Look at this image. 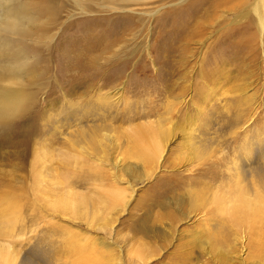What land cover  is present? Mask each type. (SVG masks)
I'll use <instances>...</instances> for the list:
<instances>
[{"label":"rangeland","instance_id":"obj_1","mask_svg":"<svg viewBox=\"0 0 264 264\" xmlns=\"http://www.w3.org/2000/svg\"><path fill=\"white\" fill-rule=\"evenodd\" d=\"M204 1L0 0V86L19 82L29 97L0 126V222L3 198L18 209L0 239L21 256L45 237L63 261L83 241L110 246L117 264H177L207 241L188 179L209 138H231L223 126L238 123L243 140L264 123V34L233 33L257 26L250 9L237 26L233 12L205 14ZM13 14L22 39L5 24ZM17 62L30 70L14 74ZM65 196L76 207L55 212ZM244 238L230 264H264Z\"/></svg>","mask_w":264,"mask_h":264},{"label":"bare ground","instance_id":"obj_2","mask_svg":"<svg viewBox=\"0 0 264 264\" xmlns=\"http://www.w3.org/2000/svg\"><path fill=\"white\" fill-rule=\"evenodd\" d=\"M249 9L256 15L255 22L258 27L254 24H248L244 28H235L233 33L244 30L247 32L258 31L259 28V34L262 36L264 34V0H205L202 5V10L208 15L233 12L236 15L237 26L243 19H248ZM13 16L14 18H11L10 23L6 21L5 24L18 35V39H22L28 30L22 25L24 17L18 14H13ZM4 46L5 49L11 50L8 41L5 42ZM21 64L22 62H17L18 67L15 70L18 71L13 70L14 74L30 70L29 64L25 66ZM16 84H18L17 88L0 86V126H7L15 117L27 109L29 97L25 95L24 98L21 95L24 94L23 85L19 82ZM223 127L226 133L229 132L231 138H226V136L209 138L207 140V147L209 148L207 158L203 162L200 160V163H197L196 168H194L196 176L188 179L189 184L197 188L190 193L188 212L192 215L200 214L203 216L204 221H201L199 225H201L200 228H205L207 237V241L199 242V244L193 242L195 249L197 248L195 251L205 252L203 255H206L207 252L210 256H208L210 262H201L200 255L196 256L199 253L192 250L178 253L177 264H214V261L218 264H230L234 260L239 262L240 259H243L242 254L237 255L236 253L242 246L240 244L246 239L244 234L250 238L249 244L247 241L245 242L249 247L246 248L249 249L247 250L249 251L248 257L255 261L264 262V123L261 122L260 125H256L253 128L255 130L250 129V132L253 131L254 134L252 136L247 134L243 140H240L239 137L238 129L240 127L238 123H228ZM156 145L153 147L155 150H162L161 145ZM226 149L231 152H225ZM71 199L68 196L61 197L57 202H52L50 206L55 209V212L57 210L60 213V211L68 209L72 212L75 201ZM5 202H7L5 211L8 214L4 213V219L0 224H2V231L8 232V229L13 228L12 225L16 220L14 219V212L17 205L14 203L16 201L11 198L7 201L3 198L2 203L5 204ZM184 203V200H180L176 204L183 206ZM76 217L74 216V218ZM79 218L81 219V217ZM82 242L79 241L80 245L74 244L75 246L70 249L68 256L66 255L68 261H63L54 253L56 251L53 252V250L45 247V245H52V241H47L45 237H42L27 252L26 256H21L20 251L13 249L11 241L0 239V264H117L116 254L110 246H106L105 250H102L104 248L97 250L93 247H91L93 250H89L87 249L88 244L86 247V243L83 244L84 242ZM59 243H62L65 248V244L69 242L66 237H63ZM241 251L239 250V252ZM235 254L238 257H235ZM140 256V260L146 263L154 255L141 254ZM245 261L243 264H246Z\"/></svg>","mask_w":264,"mask_h":264}]
</instances>
